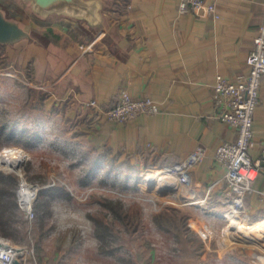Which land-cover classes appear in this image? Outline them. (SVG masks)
<instances>
[{"label":"crops","instance_id":"1","mask_svg":"<svg viewBox=\"0 0 264 264\" xmlns=\"http://www.w3.org/2000/svg\"><path fill=\"white\" fill-rule=\"evenodd\" d=\"M100 1L102 25L98 28L65 16L49 17L44 33L49 38L50 116L84 126L98 150L109 158H131L146 171L159 167L152 170L158 174H170L168 169L197 147L205 148L207 156L190 169L188 182L173 181L167 187L181 204L196 205L206 217L196 215L205 225L203 231L209 233L207 226L211 229L203 252L196 258L181 256L182 264H261L262 243L232 240L229 231L234 229L227 217L250 226L264 222V171L254 184L255 191L244 197L243 210L232 216L225 172L213 156L219 143L234 141L237 135L215 118L222 107L213 86L217 75L236 82L248 73L246 58L264 23V0H206L219 19L205 8L180 14V0ZM122 91L133 98L152 99L159 113L125 124L109 121L104 111L116 105ZM91 101L96 107L89 105ZM262 146L264 76L253 118V158ZM145 183L146 188L150 186ZM220 217L226 222L224 239L212 246ZM24 249L20 264H35L29 249Z\"/></svg>","mask_w":264,"mask_h":264},{"label":"rangeland","instance_id":"2","mask_svg":"<svg viewBox=\"0 0 264 264\" xmlns=\"http://www.w3.org/2000/svg\"><path fill=\"white\" fill-rule=\"evenodd\" d=\"M0 1V9L13 4L7 18L30 34V39L15 45H0V133L3 129L13 131L19 139L18 143L6 142L0 134V170L17 176V194L24 182L36 191L61 185L72 195L71 200L58 199L49 204L41 225L37 214L29 221L21 210L31 226L27 235L25 232L27 240L20 245L7 241L28 248L35 264H141L144 260L150 264H182L174 235L159 230L153 217L166 208H178L203 220L206 217L189 201L181 204L170 192L172 188L162 191L155 180L146 188L148 172L159 167L146 171L131 158L113 160L98 150L84 126L50 116L49 38L44 33L49 17L38 16L23 0ZM10 152L24 156L18 170L6 161ZM105 199L121 202L124 211L135 218L138 213V228H127L115 219L102 205ZM36 201L30 200L33 212ZM90 216L105 220L109 226L114 255L100 251ZM217 220L220 225L214 228L212 246L224 239L226 222L221 220L225 219ZM206 228L211 233L210 227ZM209 233L203 231L192 237L190 250L200 245L204 248Z\"/></svg>","mask_w":264,"mask_h":264},{"label":"built area","instance_id":"3","mask_svg":"<svg viewBox=\"0 0 264 264\" xmlns=\"http://www.w3.org/2000/svg\"><path fill=\"white\" fill-rule=\"evenodd\" d=\"M205 8L215 19H219L213 5L206 6V0H180V14L193 13ZM248 73L240 76L236 82L217 75L213 86L216 101L222 107L215 118L236 130L234 141H222L214 149V160L224 169L226 197L232 216L243 210L244 197L252 194L254 184L260 173L264 171V146L260 148L257 158L251 156L253 148V118L259 103L261 79L264 76V23L259 27L253 39L251 52L246 58ZM90 106L96 107L91 101ZM160 108L150 98H133L122 91L118 102L104 111L109 121L125 124L141 115L159 113ZM207 156V150L197 147L186 160L171 168L168 172L175 177L178 184L184 185L189 180V171ZM19 197V195H18ZM35 200V199H34ZM20 201V197H19ZM32 206V205H31ZM25 208L20 201L21 210L29 221L34 218L32 208ZM9 242L0 238V264H13L20 254L9 248ZM261 264H264L261 262Z\"/></svg>","mask_w":264,"mask_h":264},{"label":"trees","instance_id":"4","mask_svg":"<svg viewBox=\"0 0 264 264\" xmlns=\"http://www.w3.org/2000/svg\"><path fill=\"white\" fill-rule=\"evenodd\" d=\"M2 5L3 2L0 1ZM13 4H6L2 6V10L8 12L13 8ZM44 34V33H43ZM46 35V33H45ZM5 130V131H4ZM6 129L1 131V135L5 137V141L19 142L17 133L6 132ZM18 178L12 173H4L0 170V237L11 241L15 244H22L27 237L25 236L31 229L29 222L24 218L22 213L17 190ZM58 199L71 200V193L64 186H50L39 191V196L34 206L35 216L40 222L43 221V216L46 213V208L49 204ZM102 205L109 211V213L117 220L122 222L127 228L133 227L135 230L138 228L139 218L138 213L136 218L133 214L124 211L123 205L119 201H111L108 199L103 200ZM94 225L93 234L99 241L100 251L109 255H114L112 248L113 237L110 234V228L105 220L91 217ZM154 225L165 233L173 234L176 242L178 243L182 257L184 259L196 258L204 250L203 245L198 249L190 250L193 242L192 237L200 235L203 232L202 223L193 215H190L178 208H166L153 217ZM130 264V262H127ZM141 264H150L149 261H141Z\"/></svg>","mask_w":264,"mask_h":264},{"label":"water","instance_id":"5","mask_svg":"<svg viewBox=\"0 0 264 264\" xmlns=\"http://www.w3.org/2000/svg\"><path fill=\"white\" fill-rule=\"evenodd\" d=\"M28 2L32 11L42 18L52 15L65 16L71 19L84 21L89 27L98 28L102 25V3L100 0H23ZM30 39V34L17 21L7 18L0 9V45H15L23 40ZM13 171V170H11ZM20 180H24L20 172H16ZM39 188L36 191L38 197ZM19 198V197H18ZM13 252L23 253L22 247L9 244ZM13 264H20L18 258Z\"/></svg>","mask_w":264,"mask_h":264},{"label":"bare ground","instance_id":"6","mask_svg":"<svg viewBox=\"0 0 264 264\" xmlns=\"http://www.w3.org/2000/svg\"><path fill=\"white\" fill-rule=\"evenodd\" d=\"M6 161L9 163V166L13 169L18 170L19 166L24 161V156L19 152H10L6 156ZM156 172V171H155ZM150 172L147 174L146 180L147 182L151 180H157L159 188L170 190L171 183L175 177L171 174H158V172ZM167 172V171H166ZM177 182V181H176ZM165 186V187H164ZM18 195L20 197L21 203L24 205L25 208H30V200L35 198L36 189H32L31 187L27 186L24 182H21ZM220 215V214H219ZM223 217V216H222ZM229 220V226L233 231H229V237L232 240H246V241H253L256 244L262 243L264 247V240H259L260 237L264 238V222L257 223L255 225H244L239 221L235 220L234 218L227 217Z\"/></svg>","mask_w":264,"mask_h":264}]
</instances>
